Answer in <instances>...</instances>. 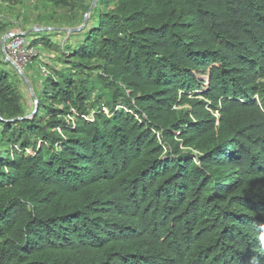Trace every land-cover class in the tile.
Here are the masks:
<instances>
[{
    "label": "trees",
    "instance_id": "1",
    "mask_svg": "<svg viewBox=\"0 0 264 264\" xmlns=\"http://www.w3.org/2000/svg\"><path fill=\"white\" fill-rule=\"evenodd\" d=\"M37 1L65 28L93 5ZM89 21L47 85L26 75L35 114L0 21V264H264V0H98Z\"/></svg>",
    "mask_w": 264,
    "mask_h": 264
},
{
    "label": "rangeland",
    "instance_id": "2",
    "mask_svg": "<svg viewBox=\"0 0 264 264\" xmlns=\"http://www.w3.org/2000/svg\"><path fill=\"white\" fill-rule=\"evenodd\" d=\"M29 1L30 0H24L23 3L15 5L14 9L0 2V21L6 22L10 25V33L22 32L24 34L25 31H28L29 29L30 31L32 30V33L27 36L31 42H43L45 40L52 41V44L50 46L46 44L38 46L39 51L41 52V54L48 53V55L58 58L61 62L64 61V49H66L67 47L72 49L76 48L81 39H83L84 30H77L82 28L83 26V11H78L76 16L77 21L73 23L70 28H65L63 27V23L67 21V17L71 21V17L73 14H70L68 11L62 9L56 10L53 13L52 7H47V9H45L46 6L41 5L37 0L31 2ZM88 2L90 3L91 0H88ZM26 3L29 4L26 5ZM52 16L54 19L50 22L49 18ZM58 21L62 23H58ZM93 21L94 20L91 21V24L93 23ZM89 24L90 21L88 25ZM69 29L77 31L67 32L66 30ZM3 37L4 36L1 37V41ZM48 55L46 56L45 54L46 57H48ZM53 62L54 61H52V63ZM53 65L54 64L48 65L47 67L51 70L54 68ZM34 71H41L39 61L37 60L33 61L28 66V69L26 71L27 76L31 77L30 75ZM46 81L47 79H40L39 82H43V84L47 85ZM23 90L25 91V98L29 112L33 108V101L30 97V93L27 87L24 86ZM36 94L38 95V97L41 96V94L37 90Z\"/></svg>",
    "mask_w": 264,
    "mask_h": 264
},
{
    "label": "built area",
    "instance_id": "3",
    "mask_svg": "<svg viewBox=\"0 0 264 264\" xmlns=\"http://www.w3.org/2000/svg\"><path fill=\"white\" fill-rule=\"evenodd\" d=\"M5 51L8 57L14 62L17 68H19L25 75L28 66L35 60L39 61V66L41 71H34L30 76L33 80L40 81V79H48L51 76V70L43 65V55L39 51L38 47L31 42L27 36L22 32L11 33L5 43ZM121 109L118 107L116 110ZM73 117L68 116V124L75 123L74 117H79V114L75 110H71ZM99 113H103L109 118L112 117L110 110L107 107H103L100 112L92 111L91 114L86 116H80L81 118L87 120L90 123L94 122L95 116ZM17 148V147H16ZM29 154L33 155L32 151H28Z\"/></svg>",
    "mask_w": 264,
    "mask_h": 264
},
{
    "label": "water",
    "instance_id": "4",
    "mask_svg": "<svg viewBox=\"0 0 264 264\" xmlns=\"http://www.w3.org/2000/svg\"><path fill=\"white\" fill-rule=\"evenodd\" d=\"M97 3H98V0H93V5H92L91 9L89 10V12L87 13V15L85 16V23L82 26V28L77 29L78 31H82V30H85L86 29V27L88 26V23H89L90 14L92 13V11L94 10V8L96 7ZM40 30H43V29H40ZM40 30H38V31H40ZM77 30H70L69 29V30H66V31L67 32H74V31H77ZM30 33H32V30L25 32L24 35L25 36H28V35H30ZM10 34H11L10 32L9 33H6L4 35V37L2 38V41H1L2 54H3L4 58L6 60H8L10 62V64L17 70L18 74L21 76V78L25 82V85H26L27 89L29 90L30 97H31V99L33 101V106L35 108L34 114H35V113H37L38 108H39V101H38V99H37V97L35 95L33 86L31 84L29 78L19 68L16 67V65L14 64V62L8 57V55H7L6 51H5V43H6L7 38H8V36Z\"/></svg>",
    "mask_w": 264,
    "mask_h": 264
},
{
    "label": "crops",
    "instance_id": "5",
    "mask_svg": "<svg viewBox=\"0 0 264 264\" xmlns=\"http://www.w3.org/2000/svg\"><path fill=\"white\" fill-rule=\"evenodd\" d=\"M25 33V32H24ZM46 54V56L48 55V53H45ZM45 54H42L43 55V60H42V63H43V65H46V66H48V65H52V64H54L53 66H57V65H60V60L58 59V58H55V57H53V56H50V55H48V57H46L45 56ZM46 57V58H45ZM54 61L53 63H52V61ZM40 63V62H39ZM48 63V64H47ZM12 66V65H11ZM13 67V66H12ZM14 68V67H13ZM15 69V68H14ZM16 70V69H15ZM17 71V70H16ZM27 108H28V105H27Z\"/></svg>",
    "mask_w": 264,
    "mask_h": 264
}]
</instances>
